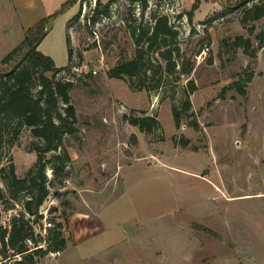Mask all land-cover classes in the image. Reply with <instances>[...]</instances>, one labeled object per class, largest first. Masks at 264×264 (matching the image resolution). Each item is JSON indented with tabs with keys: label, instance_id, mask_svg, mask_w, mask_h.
<instances>
[{
	"label": "rangeland",
	"instance_id": "obj_1",
	"mask_svg": "<svg viewBox=\"0 0 264 264\" xmlns=\"http://www.w3.org/2000/svg\"><path fill=\"white\" fill-rule=\"evenodd\" d=\"M64 1L0 0V58ZM194 1L148 0L143 10L139 1L115 0L93 20L96 0H76L49 22L39 48L66 64L67 21L80 10L68 25L70 68L56 74L74 81L79 129L59 147L70 155L64 169L47 166L50 192L40 207L55 223L49 238L59 228L66 244L56 256L49 253L54 247L36 252L38 264H264V44L256 38L264 16L246 13L264 0H200L197 8ZM165 13L179 30L177 67L185 60L191 70L179 79L170 74L157 89L154 78L142 75L151 90L110 75L135 56L132 29ZM239 34L252 38L255 58L235 43ZM146 57L155 77L167 74L157 50ZM189 78L196 88L177 124L172 104L182 106ZM236 80L247 93L229 86ZM126 113H154L161 126L144 131ZM194 118L197 125H190ZM7 141L3 209L27 197L11 190L10 164L27 176L41 140L23 126ZM54 153L44 152V159L59 163Z\"/></svg>",
	"mask_w": 264,
	"mask_h": 264
},
{
	"label": "trees",
	"instance_id": "obj_2",
	"mask_svg": "<svg viewBox=\"0 0 264 264\" xmlns=\"http://www.w3.org/2000/svg\"><path fill=\"white\" fill-rule=\"evenodd\" d=\"M76 0H65L62 5L48 14L36 24L26 30L24 38L14 48L8 51L0 58V164L3 161L2 152L6 147L7 140L17 137L23 126H30L31 132L40 138V144L37 145L38 160L34 167L29 170L27 176H18L15 172V166L10 164L8 184L13 192L25 190L26 199L22 203L30 213H38L40 206L46 200L50 192V179L47 175V166L51 164L54 172H61L65 164L70 159L67 150L59 151L66 133H76L79 129L78 112L75 103L72 100L71 87L74 84L72 79H61L56 77L60 70L70 68L73 48L69 31L67 32L68 43V62L58 65L49 53H45L39 48L40 42L48 32V25L52 18L57 16L69 4ZM115 0H96L93 9L92 19L95 20L99 13H109L110 4ZM139 1L144 10L148 5V0ZM200 0H195L193 7L199 6ZM246 13L253 19L264 16V4L255 3L248 6ZM80 14V10L68 20V25L73 18ZM193 9L189 10L190 19L193 18ZM154 23L141 28L134 27L132 34L136 42L135 56L129 59L119 61L109 69L112 76L127 78L130 85L138 89L147 88L151 90L144 79L148 74L156 80L155 88L157 89L161 82L165 81L170 74H175V79H179L181 72H189L191 67L183 60L181 70L178 69L177 56L181 55L180 47L176 44L179 30L170 22V17L165 14H154ZM264 25V24H263ZM254 31V30H253ZM258 46L264 44V26L256 32ZM147 43V46L144 44ZM235 43L243 44L245 50L255 58L257 48L253 46L250 36L245 37L243 34L236 36ZM157 50L159 56L165 59V70L167 74L155 77L156 72H149L147 66L146 52ZM157 71V70H156ZM52 72V73H50ZM248 79L252 71H248ZM136 78H140L139 84L134 83ZM161 83V84H160ZM229 86H237L242 93H247L246 86L239 83V80L233 81ZM196 88L194 79L189 78L185 87V100L182 106L172 104L175 122L180 123L183 110L191 106L190 93ZM131 123L140 127V129L151 132L161 126V122L156 114L144 113L141 115H124ZM190 125H197V119H191ZM187 139L184 140V144ZM54 151V157L59 163H51L50 159H44L43 153ZM5 193L0 186V199L4 200ZM31 225L24 218V214L15 216L12 228L9 233V241L17 250H24L25 244L22 239L25 235L32 233ZM5 232H2L4 236ZM50 237V236H49ZM53 245L49 247H63L66 244L65 237L61 229H56L53 233ZM48 249H39L36 252L45 253ZM19 264H38L35 259V252H27L19 260Z\"/></svg>",
	"mask_w": 264,
	"mask_h": 264
},
{
	"label": "built area",
	"instance_id": "obj_3",
	"mask_svg": "<svg viewBox=\"0 0 264 264\" xmlns=\"http://www.w3.org/2000/svg\"><path fill=\"white\" fill-rule=\"evenodd\" d=\"M22 212L33 231L22 239L26 248L24 250H17L9 241V233L14 217L20 216ZM54 225L55 223L49 218L47 210L39 208L38 213H30L25 209L24 204L19 201H15V205L8 208L3 209V207H0V264H19V260L23 258L25 253H36L39 249H48L49 228ZM3 231L5 232L4 236H2ZM61 252V247L51 248L49 251L54 256Z\"/></svg>",
	"mask_w": 264,
	"mask_h": 264
},
{
	"label": "crops",
	"instance_id": "obj_4",
	"mask_svg": "<svg viewBox=\"0 0 264 264\" xmlns=\"http://www.w3.org/2000/svg\"><path fill=\"white\" fill-rule=\"evenodd\" d=\"M48 13H49V12H48ZM70 18H71V17H70ZM70 18H69V19H70ZM66 27H67V32H68V21H67V25H66Z\"/></svg>",
	"mask_w": 264,
	"mask_h": 264
}]
</instances>
